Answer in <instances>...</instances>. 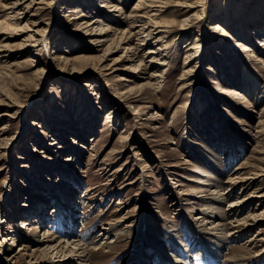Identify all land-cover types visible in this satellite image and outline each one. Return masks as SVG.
<instances>
[{
    "label": "rangeland",
    "instance_id": "obj_1",
    "mask_svg": "<svg viewBox=\"0 0 264 264\" xmlns=\"http://www.w3.org/2000/svg\"><path fill=\"white\" fill-rule=\"evenodd\" d=\"M26 1L17 25L0 0V264H59L37 242L65 238L72 208L70 228L93 248L92 264H163L160 248L172 250L179 237L187 264H204L211 230L223 238L218 264L231 256L264 264V19L235 10L249 1L232 2L224 21L225 0H204L182 31L184 0H170L150 11L175 22L168 33L159 28L162 42L139 34L149 16L135 9L141 0ZM219 35L252 50L217 44ZM244 66L252 83L259 78L255 90ZM236 177L251 179L238 185ZM251 193L228 230H213L219 218L203 213L211 198L220 197L216 213H231ZM245 218L250 225L237 228Z\"/></svg>",
    "mask_w": 264,
    "mask_h": 264
},
{
    "label": "bare ground",
    "instance_id": "obj_2",
    "mask_svg": "<svg viewBox=\"0 0 264 264\" xmlns=\"http://www.w3.org/2000/svg\"><path fill=\"white\" fill-rule=\"evenodd\" d=\"M2 1H4V6H6V9L11 10V12L9 14H6V19H10L11 21L12 20H16V23L15 24L19 25L17 23L18 19H21L20 17H22L25 14H28L27 10H29L28 8L30 6L29 5H26L27 1L24 4H22L23 0H2ZM44 1L43 0H35V2L33 1L32 3L33 4L34 3L43 4V3H45ZM91 1L92 0H82L81 1V5H84V4L86 5L87 3L89 4ZM247 1H249V3H250V5H249L248 8L245 7L246 5L244 6V5L241 4V5H238L236 7L234 6L235 7V10L239 13V15L245 16L246 18L252 16V18H255L257 21H261L262 22L263 19H264V10L263 11L262 10L261 11L260 10L259 11H255L253 8L255 7V4L256 3H260V2L264 3V0H247ZM169 2H170V0H141V3L136 5L135 9H140V8H144V9L147 8V9H149V11L146 12V14L149 15L148 17H146L147 18V21L146 20H145V22L143 21L144 23H143V25L141 27V30L139 31V34H141V33L142 34H145V39L148 38V37H150V36H153L155 34H158L160 36L157 37L155 41L162 42L163 41V38L166 37V36L165 35L162 36L163 33H162V31H160L161 27L166 28V33H168L171 30H173V26H174V23H175L174 21H173L174 22L173 23L171 21L158 20L157 19L158 16H157L156 13L150 14V11L151 10H154V9L158 13V11H161V10H158V9H160V7H162L163 4L169 5ZM203 2H204V0H184L182 3H179L181 5V7H182L181 9L184 10L188 14V16L183 19V21L181 23V26H180V30L187 31V30H191L193 28V26H194L193 22L196 19H198L199 16L201 17V15H202L203 9L200 8V7H202ZM232 2H235L236 3L235 0H225V2L221 5V7L224 9V11L226 13V15L224 17V21H227V19L230 18V12H231L230 11V6L232 5ZM20 5H21V7H24L25 5L26 6L23 9H21ZM260 6H262V5H260ZM234 7H233V10H234ZM192 11H194V12L192 14H190ZM260 12H262V13H260ZM107 17L112 18V15H110V13H108L107 14ZM135 18L138 19L137 17H135ZM137 21L138 20H136L135 22H137ZM106 26H107V28H103V31H102L103 33H106V32L109 31L108 28H110V27L108 26V24H106ZM226 28L224 26L223 27H220L219 25L216 26V29H220V31L222 30V32H223L222 34L223 35H224V33L225 34L227 33V35L230 36V34L226 31L227 30ZM261 30L262 29H259V31H261ZM263 30H264V28H263ZM217 40H218L217 41V44H221L223 42V44H226V46H228V47L232 46L233 49L234 48H236V49L239 48L240 49V46H241L242 47L241 48V52L242 51L243 52H246L248 50H252L250 48V46L248 44H246L245 42H243V43L240 42L239 43L240 46L239 45H235V44L232 45V43H230V42L228 43V41H226L224 39V37H222V35L221 36L219 35ZM197 48H198V43L194 47H192L191 49H193V50L196 51ZM156 49H157V51L155 49H151V50H149L147 52V54L150 56V59H151V60H149L150 62H154L155 63L156 61H158L157 59H159L157 57V55H159V52L158 51H161L162 49H161L160 46L158 48H156ZM133 56H135V58H134L135 60H136L137 57H140V60L142 62L143 61H146V58H147V56H141L140 54H136V55H133ZM160 63L164 64V62H160ZM244 67L247 68L246 73L245 72L244 73L245 74L248 73L246 75L245 82L247 84H250L248 86V87H250L249 88L250 91L255 90L258 87V85H259V82H260L258 80L259 78L254 83H252V80H255L253 78V76H249V75H252L250 73V71H249V70H252V69H250V68L248 69L247 66H244ZM131 68L132 69L130 71L138 70L139 69V64H131ZM163 72H165V71H163V70L159 71L158 74H156V77L157 78L158 77H163L164 76L163 75ZM126 79L127 78H125V77L124 78H121V80H126ZM148 85H150V84H148ZM138 113H139L138 109L135 108L133 114L137 115ZM123 140H124V138H123ZM160 156L161 155L159 153H157L155 157H160ZM247 179H251V177H246V178L236 177V178H231V181L233 183H235V184L240 185V183H243V182L247 181ZM210 182L211 181H207L205 183H206V185H209ZM213 184H214L213 187L219 188V190H222V191L224 190L222 192V194H220V195H224L225 193H227L226 192L227 191L226 189L221 188L222 187V184H221L220 181H216ZM232 191H233V189H232ZM250 195H252V196L239 198L238 200H236L233 203H231L230 206L231 207H234V208L235 207H240L241 205L245 204V202L250 201L251 200V197L253 198L255 194L254 193H251ZM262 196L263 195H261L260 197H262ZM211 199H212V202H207L206 203L207 206H208V209H210L211 211H206L207 209H205L203 211V213H205V217L210 218L211 221H212L213 218H216V219L219 218V221H218V223H216L214 225L213 230L218 231V229H219L218 227L219 226H222V229L225 231L230 226V223H228L229 215H231L234 211H236L237 208H235V209L233 208V210L231 211V213H227V212L216 213L215 209L218 206L216 207L215 204H220V201H221L220 200V197L219 198H211ZM66 200L68 202H70L69 204L71 205L70 196L67 197ZM66 208L59 207V210L60 211H63V209H66ZM74 209L75 208H72L71 211H68L66 209L67 212H65V214L67 213L66 215H69V230L64 233V235H65L64 237L65 238H63V239H61V240L58 241L57 240V236H54V234H50V235L48 234V236H46L47 237L46 239L38 240L37 245L38 246H42L43 244L46 245V248L44 249L46 255L52 254L51 255L52 257L59 256L60 258L57 260V261H59V264H67L68 262L66 263V261H70V260L72 261L73 259L75 261L73 260L72 264H92L91 260H92V258L94 256V250H93V248H91L86 243L81 242V240L78 239L80 236L76 235L75 234L76 232L74 233L72 231V229L70 228V227H73L74 226V222L76 221L75 220L76 218L74 217V215H75L76 212H75ZM255 217H257V216H255ZM23 223H25V222H23ZM211 223H215V222H211ZM238 223H240V224L237 226V228H239V226L241 228V226L246 227V226L250 225L249 224V221L246 218L242 222H238ZM222 229H221V231H223ZM238 231L239 230H237V231H233L232 230L224 238L226 239L227 237H232L236 233H238ZM212 233H215V234H212ZM101 234L103 235L104 238H107V239L108 238H111L113 236L111 234V232L106 231L105 228H103ZM209 234L210 235H214L215 239L212 241V237H211V239L209 238L210 239L209 241L202 242V246L204 248L207 247V250H208L207 253H206V255H205V258H203V263L204 264H218V261L219 262L221 261L220 257L221 258L224 257V256L222 257V255H220L221 254L220 249H221V247L223 245L222 244L223 243V240H222L223 238L220 235V233H218V232H212V230H211V232H209ZM185 243H184V239L182 241V238L180 239V237H179L178 245L173 246L172 250H170L168 252L167 251L165 252V251H162V249L160 248L159 253H160V258L162 260V263L163 264H187V256H188V254L186 255L185 252L187 250L185 251V249L187 248L186 245L189 246V244L188 243L185 244ZM239 248L240 247H238V248H232L231 253L233 251L239 250ZM187 249H189V248H187ZM221 251H222V249H221ZM164 254H167L169 259H166L165 260L164 259L165 258ZM236 260L237 259H235L234 256H231L228 259V263L229 264H238V263H235ZM225 262H227V261H225Z\"/></svg>",
    "mask_w": 264,
    "mask_h": 264
}]
</instances>
